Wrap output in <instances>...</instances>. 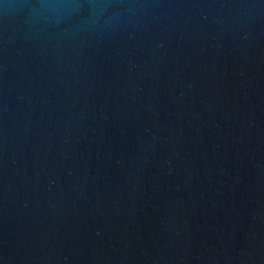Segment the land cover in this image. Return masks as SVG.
<instances>
[{"label":"water","instance_id":"obj_1","mask_svg":"<svg viewBox=\"0 0 264 264\" xmlns=\"http://www.w3.org/2000/svg\"><path fill=\"white\" fill-rule=\"evenodd\" d=\"M0 264H264V0H0Z\"/></svg>","mask_w":264,"mask_h":264}]
</instances>
